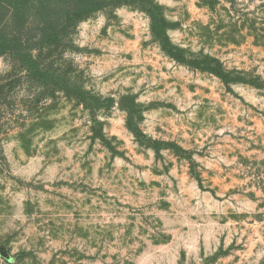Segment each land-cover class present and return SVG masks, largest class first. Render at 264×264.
Returning a JSON list of instances; mask_svg holds the SVG:
<instances>
[{
	"label": "rangeland",
	"instance_id": "374dc122",
	"mask_svg": "<svg viewBox=\"0 0 264 264\" xmlns=\"http://www.w3.org/2000/svg\"><path fill=\"white\" fill-rule=\"evenodd\" d=\"M38 53L0 111V264H264V0H113Z\"/></svg>",
	"mask_w": 264,
	"mask_h": 264
},
{
	"label": "trees",
	"instance_id": "16d2710c",
	"mask_svg": "<svg viewBox=\"0 0 264 264\" xmlns=\"http://www.w3.org/2000/svg\"><path fill=\"white\" fill-rule=\"evenodd\" d=\"M7 1L12 0H0V5ZM111 1L113 0H62L58 17H55L54 14H52L54 17L52 15L46 17L44 11L53 13V9L50 5L47 7L46 4H42V10H40L42 22L39 25V31L36 33L27 30L24 13L22 8L19 7L13 29L6 33H2L0 30V54L20 52L19 55L26 59L28 64L20 68L23 69L22 71H25L24 77L19 76L17 79L8 78L6 83L0 82V111L3 109L5 105L4 102L7 101L10 93V91L6 90L7 86L11 87V84L20 81L22 78L30 77L32 74H35V72L43 73V69L39 68L38 63L39 53H41V51L38 53L37 57L34 58V50L53 43L57 36L65 34L82 19L106 7ZM21 6H23V4H21ZM257 37H259V34ZM49 74L50 70L45 69L43 75L47 77ZM0 128L2 129V125Z\"/></svg>",
	"mask_w": 264,
	"mask_h": 264
}]
</instances>
